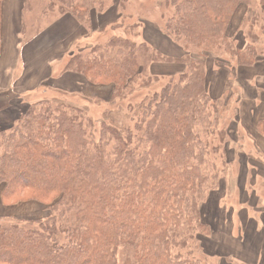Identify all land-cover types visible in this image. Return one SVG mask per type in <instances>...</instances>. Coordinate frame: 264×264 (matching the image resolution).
Returning a JSON list of instances; mask_svg holds the SVG:
<instances>
[{
	"label": "trees",
	"instance_id": "1",
	"mask_svg": "<svg viewBox=\"0 0 264 264\" xmlns=\"http://www.w3.org/2000/svg\"><path fill=\"white\" fill-rule=\"evenodd\" d=\"M110 1L40 0V14L58 11L91 30L93 15ZM131 1L120 0L121 13ZM254 2L170 0L165 34L183 47L182 57L123 35L75 54L65 72L113 86L111 103L156 83L148 75L153 64L187 66L130 106L128 127L112 115L98 125L85 107L54 100L34 104L12 130L0 131L3 203L37 201L52 211L44 221L0 217V264H206L197 252L212 229L202 208L218 196L212 190L223 179L225 151L219 134L215 148L208 141L220 101L210 94L203 57L227 54L240 68L258 63L256 39L240 48L231 35L238 10L250 12ZM259 6L264 11V0ZM34 13V0H26L24 18Z\"/></svg>",
	"mask_w": 264,
	"mask_h": 264
},
{
	"label": "crops",
	"instance_id": "2",
	"mask_svg": "<svg viewBox=\"0 0 264 264\" xmlns=\"http://www.w3.org/2000/svg\"><path fill=\"white\" fill-rule=\"evenodd\" d=\"M25 4L26 0H3L2 4L0 131L12 130L21 114L34 104L56 100V96H52L55 92L62 95L77 92L82 100L95 95L101 96L97 87L92 88L94 92L87 91V87L92 85L87 79L65 72L68 61L75 54L95 46L92 44L97 31L96 26L94 27L96 13L92 18V33H88V29L70 16L64 15L56 20L65 21L64 24L71 21L70 25H78V30L84 31L72 43L71 39L68 47H65L68 36L53 39L52 33L55 32L49 29L31 38L27 37L26 31L23 33ZM248 12L249 8L242 6L232 26L231 35L240 48H244L249 41L237 33L238 15H246ZM232 69L235 70L234 73ZM207 71L209 91L215 99L223 102L228 86L231 85L234 86V93L226 101L239 98L242 103L240 111L236 110L235 120L230 121L229 138L221 146L224 147L226 160L221 163V168L225 164L237 168V160H243L239 179H235L229 171L225 173L230 174V180H238L242 191L230 203L225 202L228 196L227 194L225 197L228 178L224 176L218 189L213 192L218 196L213 198L212 195L205 202L202 208L203 219L212 233L208 237H201V248L209 259H218L219 264H264V55H260L258 63L253 67L240 68L237 62H214L213 66L207 63ZM240 88L242 94L238 92ZM240 131L250 139L256 154L251 150H245L240 155L236 153L234 145L239 143L237 136ZM239 149H243V146ZM235 168L232 171L234 176L239 172ZM2 204L5 205L0 194V217L8 218L1 215V210L4 209Z\"/></svg>",
	"mask_w": 264,
	"mask_h": 264
},
{
	"label": "rangeland",
	"instance_id": "3",
	"mask_svg": "<svg viewBox=\"0 0 264 264\" xmlns=\"http://www.w3.org/2000/svg\"><path fill=\"white\" fill-rule=\"evenodd\" d=\"M119 2L120 0L110 1L108 10H105L104 13H96L94 15V27L96 26L97 31L95 32L96 36L94 37L92 45L104 44L112 36L123 35L128 36L130 39H133L138 43L146 41L150 45L154 46V48L161 51L165 56L182 57L185 55L183 47L174 42L173 39L165 34L166 20L172 15V12L174 10V8L170 5V0H132L131 4L128 6L126 13L120 12ZM259 2L260 0H255L250 12H248L246 15H238L239 23L237 33L243 35L242 37H246L249 42H254L253 39H256L255 41L259 49V54L262 56L264 55V11L260 8ZM34 7L35 13L33 15H29V19H26L22 25L23 33L26 31L28 38L33 37L35 34H39V32H42L43 30L49 29L51 30V32H55L52 33L53 39L57 38V36L61 38L64 35L68 36V40H66L67 43L65 44V47H68L71 39L72 43L74 39L78 38L80 34L84 33V31L78 30V25H70L72 23L71 21H69V23L67 22V24H64L65 21H56L63 17V15H61L58 11L50 14L47 17H43L40 14V0H34ZM112 10L113 12L111 13ZM67 16L69 17L70 15ZM70 17L77 21L73 16ZM114 18H116L117 20L115 19L113 23H110ZM124 20L126 22H124ZM116 23L121 25V27H119L118 29L113 28L112 26H114ZM75 27H77V30L75 29ZM86 31L88 33H92V30ZM125 32H128V34H126ZM82 43L80 42V44ZM70 46H72V44ZM194 57L200 56L194 55ZM203 59L210 66H213L214 62H236V60H234L227 54H210L206 57H203ZM186 68V65L180 63L153 64L149 69L148 75L154 77L158 76L157 82L148 88L140 87L136 91V94H134L132 97L116 101L115 103H111L113 86L89 85V87H87L88 92H94V89L92 88L97 87L99 88L98 91L101 93V96L95 95V97L92 96L88 97V99L83 100L77 92H66L64 95L60 94L59 92H55L56 94H52V96H56V101L61 100L73 106L77 105L85 107L88 116L91 117L98 125L102 120L112 115L110 117L111 120L117 121V123L121 126L128 127L129 121L126 123L125 115L128 109H130V106H134L142 102L144 99L160 92L171 77L179 75L181 72L185 71ZM234 71L235 70L232 69L233 73ZM231 80L233 81L234 79ZM238 92L242 94L241 88ZM233 93L234 86H228L226 97L223 102H220L219 119L218 123L216 124V136L215 138H211L210 140H208L211 147L213 146V148H215L214 146L220 144V140L217 137L218 134L222 138L220 146L226 144L229 138L228 129L230 121L235 120L236 110L240 111L241 109L242 103L240 100H238L239 98L228 100V102L226 101L227 98ZM243 96L245 97V92H243ZM96 98H98L100 101ZM219 131H223L226 137ZM239 134L240 135L237 136V140L239 143H236L234 145L237 151L236 153L240 155V153L245 152V150H247L248 152L251 150V152L253 151L256 154V151L253 149V144L251 143L250 139L247 138V136L242 131H240ZM240 146H243V149H239ZM246 146H249L250 148L246 149ZM223 160H225V157ZM223 160L218 161L220 167L221 163L224 162ZM238 160L237 168H235V166L231 164H225L224 167L222 166L223 173L221 177L225 176L226 178H228V182L226 184L227 186L225 185V191H227V193L225 192V197L227 196V194L228 196L227 199H225V202L230 203L231 201L236 199L242 191L238 180H235L239 179L238 177L240 176V173H242L243 160ZM233 168H235L236 171H239L236 176H234L232 172ZM226 171L232 173L233 177L235 178L234 181L230 180V174H225ZM217 189L218 187L214 188L212 190V193ZM2 208L4 209L1 210V215H5L9 219L13 220L33 219L36 221H44L52 214V211L47 206L37 201L22 202L11 206L2 204ZM197 253L198 256L204 257L206 264H219L218 259H209L204 252L203 254L200 251H198Z\"/></svg>",
	"mask_w": 264,
	"mask_h": 264
}]
</instances>
